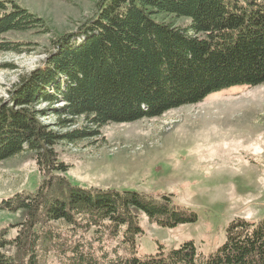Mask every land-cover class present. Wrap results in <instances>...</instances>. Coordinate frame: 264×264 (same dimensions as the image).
Listing matches in <instances>:
<instances>
[{
    "label": "trees",
    "instance_id": "1",
    "mask_svg": "<svg viewBox=\"0 0 264 264\" xmlns=\"http://www.w3.org/2000/svg\"><path fill=\"white\" fill-rule=\"evenodd\" d=\"M162 15L190 24L167 23ZM29 31L49 30L18 3L0 0V52L20 53L4 36ZM52 46L0 108V164L29 152L49 175L34 192L0 201V213L24 216L14 235L15 226L0 230V264H44L52 254L58 264H264V219L232 221L209 256L186 242L140 258V214L171 227L181 220L169 197L158 204L137 192L84 190L54 176L68 171L54 150L62 140L160 117L232 87L263 85L264 0H100L92 18ZM43 104L59 105V129L65 118L88 124L58 135L38 120L46 116Z\"/></svg>",
    "mask_w": 264,
    "mask_h": 264
},
{
    "label": "rangeland",
    "instance_id": "2",
    "mask_svg": "<svg viewBox=\"0 0 264 264\" xmlns=\"http://www.w3.org/2000/svg\"><path fill=\"white\" fill-rule=\"evenodd\" d=\"M11 1L43 19L49 31L4 36L6 41L18 43L21 51L0 52V108L48 60L52 42L92 18L100 2ZM159 19L181 27L190 24L182 17L162 15ZM58 107L41 105L46 116H40L39 122L58 135L87 126L82 117L65 118L69 123L59 129L53 111ZM54 150L68 166L67 172L54 176L62 175L73 186L137 192L158 204L163 197L172 200L174 216L181 219L172 227L160 224L162 217L151 221L140 214L143 231L136 237L140 258L167 253L186 242L209 256L225 242L232 221L257 223L264 219V84L212 93L198 104L169 110L160 117L110 124L95 137L72 143L62 140ZM46 179L48 173L39 170L32 153L6 160L0 164V201L23 191L34 192ZM23 221L20 213L1 212L0 230L15 226L12 236ZM53 256L43 263L58 264Z\"/></svg>",
    "mask_w": 264,
    "mask_h": 264
}]
</instances>
